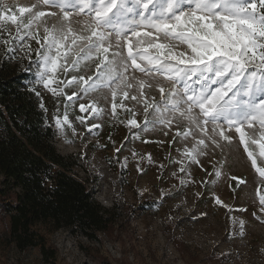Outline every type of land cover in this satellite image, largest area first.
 I'll return each mask as SVG.
<instances>
[{"label": "rangeland", "instance_id": "rangeland-1", "mask_svg": "<svg viewBox=\"0 0 264 264\" xmlns=\"http://www.w3.org/2000/svg\"><path fill=\"white\" fill-rule=\"evenodd\" d=\"M5 2L27 7L36 0ZM40 10L58 11L48 6ZM9 29L15 35V26L9 25ZM39 31L43 35L42 27ZM30 43L33 49L38 47L35 41ZM22 64L25 69L29 62L25 59ZM25 72L35 79L34 65ZM94 72L92 64L79 73L60 74L59 79L67 80L71 75L87 78ZM127 76L131 89L122 84L120 88L112 86L117 91L115 116L111 88L84 95L78 86L61 85L66 95L56 96L42 85L37 89L39 105L56 133L57 150L78 162L74 174L88 185L96 200L113 210L114 216L109 229L99 233V241L66 230L48 232L43 228L48 245L57 251L52 264H264V205L259 200L264 195V184L239 142V133L224 126L225 134L232 136L229 145L211 132L209 124L208 137L221 145L216 147L198 129L187 140L178 138L177 132L183 133L189 127L183 122H173L171 126L149 124L145 131L143 100L138 103L123 99L122 92L140 99L137 80L145 79L153 85L159 82L165 88L170 82L159 76L151 80L132 69ZM74 91L77 96L68 101L67 96ZM145 98L148 103L159 101L160 93L153 87L145 92ZM90 103L103 109L102 114L92 113ZM80 104L88 110L80 111ZM65 105L71 127L65 125L61 131L56 118H63ZM77 117H83L84 122ZM129 119L140 125L136 133L131 132ZM244 130L246 138L253 135L247 125ZM199 139L205 140L207 148L204 155L197 156L199 163H193L184 151ZM121 172H125V182ZM217 198L222 203H216ZM4 229L0 219V232ZM0 264L51 263L43 260L39 247L22 251L14 245H0Z\"/></svg>", "mask_w": 264, "mask_h": 264}, {"label": "snow or ice", "instance_id": "snow-or-ice-1", "mask_svg": "<svg viewBox=\"0 0 264 264\" xmlns=\"http://www.w3.org/2000/svg\"><path fill=\"white\" fill-rule=\"evenodd\" d=\"M43 6L58 11L40 10ZM9 25L15 26V35ZM30 41L38 47L33 49ZM0 45L8 60H28L25 71L34 65L35 79L30 83L42 85L54 96L66 95L61 85L78 86L84 95L111 88L113 116L116 88L121 84L133 87L128 82L129 69L151 80L161 77L170 82L167 88L159 82L136 81L140 99L122 92L123 99L143 100L144 130L149 124L183 122L188 130L178 131L177 137L187 140L194 129L208 137L211 124V132L231 145L232 136L225 134L224 126L235 129L264 184V0H36L27 7L0 0ZM92 64L95 72L87 78L71 75L59 79L60 74L79 73ZM153 87L160 100L148 103L145 92ZM75 96L74 91L67 100ZM89 107L96 115L103 112L91 103ZM65 108L63 118H56L61 131L65 125L71 127L68 105ZM79 108L88 110L84 104ZM77 119L84 122L83 117ZM127 123L140 127L135 119ZM254 124L259 127L253 128ZM245 125L253 133L247 138ZM205 148V140L199 139L185 148L184 156L199 163L197 156L204 155ZM259 200L264 205V195ZM216 203L222 202L217 198Z\"/></svg>", "mask_w": 264, "mask_h": 264}, {"label": "trees", "instance_id": "trees-1", "mask_svg": "<svg viewBox=\"0 0 264 264\" xmlns=\"http://www.w3.org/2000/svg\"><path fill=\"white\" fill-rule=\"evenodd\" d=\"M0 50V219L5 226L0 245L22 251L39 247L52 264L57 251L43 228L99 241V233L113 223V210L74 174L78 162L57 150L56 133L36 95L39 85L30 83L23 62L8 60L3 45ZM130 130L136 133L138 127ZM120 178L126 181L125 172Z\"/></svg>", "mask_w": 264, "mask_h": 264}]
</instances>
